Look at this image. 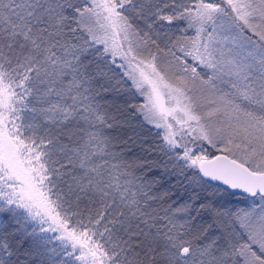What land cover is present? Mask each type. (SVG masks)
Listing matches in <instances>:
<instances>
[{
    "label": "snow or ice",
    "instance_id": "obj_1",
    "mask_svg": "<svg viewBox=\"0 0 264 264\" xmlns=\"http://www.w3.org/2000/svg\"><path fill=\"white\" fill-rule=\"evenodd\" d=\"M0 264H264V0H0Z\"/></svg>",
    "mask_w": 264,
    "mask_h": 264
},
{
    "label": "trees",
    "instance_id": "obj_2",
    "mask_svg": "<svg viewBox=\"0 0 264 264\" xmlns=\"http://www.w3.org/2000/svg\"><path fill=\"white\" fill-rule=\"evenodd\" d=\"M150 127V126H149ZM233 199H235V198H233Z\"/></svg>",
    "mask_w": 264,
    "mask_h": 264
}]
</instances>
